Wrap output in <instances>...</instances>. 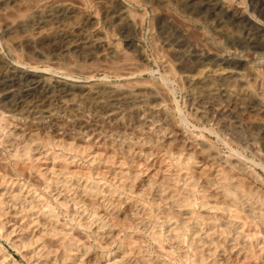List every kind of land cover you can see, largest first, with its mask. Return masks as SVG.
Returning a JSON list of instances; mask_svg holds the SVG:
<instances>
[{"label":"rangeland","instance_id":"1","mask_svg":"<svg viewBox=\"0 0 264 264\" xmlns=\"http://www.w3.org/2000/svg\"><path fill=\"white\" fill-rule=\"evenodd\" d=\"M125 1L137 13L143 12L142 3H140L139 1L137 0H134V1L125 0ZM234 1H240L241 3H243L244 1L242 6L244 10L246 11V14H248L247 16L248 17L251 16L255 18L256 20L264 23V0H242V1L234 0ZM248 7L250 9H248ZM26 9L27 8H22L21 12H18V13L16 12L17 15L15 14V12H10L11 14L10 13L0 14L1 16L0 17V31H1V25L5 21L14 20L15 18L22 15V13L26 12ZM161 12L163 14L161 15L160 20L158 21L152 18L151 13L144 14L143 27L140 31V44L142 46V50L144 54L143 59H140V58L138 59V57H136L137 55L136 52H134L131 49H127V47L124 45L123 40H121V38L119 39V41L121 42V47H122L121 54H120V57L118 58L119 60L112 63V66L115 72L117 73L116 74L114 73V75L109 76V77L104 75L105 72L103 70H101L100 68L98 69V65L100 64V62H95L94 64L87 63L84 65V62L80 60V58L77 56L76 53H68L62 61L60 60L57 63L47 62L48 59L36 60L34 57L30 56V54L27 53L26 49L22 48L21 50V49H15V48L6 46L2 41L1 33H0V52H1L0 54L4 60L9 61L12 64L19 62L22 65H25L28 70H39V69L44 70L45 69L46 71H48L50 76H52L53 74H54L53 76L62 74L63 76L69 77L73 80L76 79L75 81H79V82L80 81L82 82L88 79L86 78L87 76H85L88 70L92 71L93 69H96L94 78L98 83H100L99 88L104 87L106 85V87H110L113 90L115 89L114 90L115 93L117 92L121 93L122 91H124V89H129L131 87L136 88L138 92H143V93L144 92L148 93L152 89L158 90L159 88L158 91H160L161 96L164 98L165 107L166 105L168 107V110L166 107V111L172 117L171 124L165 123L164 121H160V122L157 121L155 124H153L155 125L154 127L153 125L144 126L143 124L137 123V116L144 115L146 111L143 107H138L136 109H132L133 111L131 110L129 114L127 113L126 115L121 116L120 118L121 120H119L120 123H118L116 120L114 121V119L112 118L109 120L106 119L104 121L105 123L101 122V125H100L102 126L101 128H96L93 124L94 123L93 111L96 109L97 104L93 102L92 100H86L80 103L79 107L73 106L71 102L77 99L79 97L78 96L79 94H78V91L75 90L76 87H73V86L70 87L69 84H64L65 87L62 85V88L63 87L66 89L74 88L73 90L77 92V96L75 93L69 96L65 95L64 97L63 95L62 96L58 95L55 97L54 95L55 88L54 89L50 88L47 90L48 91L47 95L49 94L48 96L46 95V93H44L43 95L37 94V95H32V96L23 95L22 97L24 100L22 99V97L19 96L17 98L9 100L8 102L6 101H4V103L1 102L0 103V123H1L0 124L1 125L0 126V185L1 184L3 185L0 186V199H1L0 200V208H1L0 209V264H95L96 262H97L96 264H100V263L101 264H106V263L107 264H113V263L114 264H124V262L125 264H132V263L133 264H136V263L137 264H165V263L166 264L167 263L168 264H218V263L228 264L229 262H230L229 264H237V263L238 264H244V263L249 264L251 261L253 262H251L250 264H255L256 262H257L256 264H264V260H263L264 253L262 250L263 249L262 246L264 245V233H263L264 220L258 217L255 219V217L250 216L248 212L244 210L243 208L238 209V213L241 216L240 221H243L242 223H244V226H242V229L244 230L245 234L246 235L248 233L250 234V230H251L252 237L248 235L250 237L251 242L248 243L249 241L248 240L247 243H245L243 241L242 236L241 235L239 236L235 229H233L230 226L222 225V226H217L216 228L214 227V229L216 230V234L212 235L213 242H214L213 247L215 246L214 248H216L215 257L213 258L209 257L207 251L204 250V248L198 245H195L194 243L196 235L201 236L202 234H204V232L213 230L212 226L214 224L213 225L210 224L211 221L209 220V218L213 217L215 219V221L213 220V222L217 225L216 219L225 216L223 211L221 209H218L216 206H220L222 204L224 205V202L226 204L230 203L228 202V199L223 200L222 198H220V196L217 195V193H215L217 186L220 185V183H218L219 181L218 180L217 182L208 181L209 178H212L216 175L217 172L215 171L221 168L218 163L220 162L223 163V161L227 160L228 158L232 160H239L241 162V165L243 167L241 170L236 169V168H235L236 171L234 168L233 169L227 168L225 170L226 174H228L231 178L233 177L232 182H234V186L232 187V185H230L231 187L230 190H232L231 191L232 196H234L235 192L237 191L236 186H240L242 188L247 187V185L253 186L254 188H257L258 186H260V188H258L259 191H264L263 190L264 189V168H263V165L260 159L256 155V152L253 150V148L250 145L240 144L236 141L234 142V140H230V137L228 138L226 134H223L218 124L208 121L205 116L200 114V112L199 113L195 112L194 108L198 106L197 105L193 107L190 106L191 104L190 102H188V98L186 96L185 91L187 89H190L194 92H197L199 88L193 85L186 86L184 82L180 81V79L176 77L177 74L184 71L185 68H187V66L193 64L196 61H202L205 63H209L211 65L212 64L218 65L217 67L219 66L227 67L228 66L233 69L236 68V70H239V71L240 70L244 71L246 67L247 68L256 67V68H259L264 73V44L261 45L260 47L261 49L255 48L252 46L242 47L241 45H238L237 43L227 42L220 36L214 35L212 33L210 35H213L215 37L211 36L210 44L220 47L219 45L222 43V45L226 47L225 51H222L220 53H216V52L214 53L212 52V50H209V49L207 50L205 47L202 46L201 40H200L201 38L200 36H202L201 34L202 30L200 29L198 30L194 26L191 18L188 20L189 18L188 16H185L187 17L185 18L184 16L177 14L174 9H172L171 12L169 11L170 13L168 12L169 15L167 12H164V11H161ZM219 13L221 15H224L223 18L226 20V15L221 12ZM4 14L5 15L7 14L6 16L7 18L5 17ZM169 17H172L175 19L176 22L183 24V26L186 28L188 40H190V42L194 44L193 45L191 43L190 48L189 49L187 48L188 51L187 49H185L186 51L184 50L186 53L185 52H180V53L173 52L168 46H165L168 48V49H165V47L164 46L162 47V44L160 43L157 28L159 27V24L165 21V19L169 20ZM176 17H178V19ZM229 20H231V18L228 19V21ZM232 23H231L232 29H241L242 25H244L245 23L246 24L248 23V20H246L245 22H237V21L234 22L233 21ZM44 37H42L40 41V45H41L40 48L44 50L50 49V47L52 46V38L50 36H44ZM216 41H219V44ZM155 44L157 45V47ZM197 44L199 47L197 46ZM145 52L148 54H145ZM183 53H184V56H183ZM17 54L19 55L16 56ZM155 54H158V55H155ZM163 54L165 55L163 56ZM20 55H22L23 57H21ZM176 55L178 58L176 57ZM192 57H193L192 59L193 61L191 60ZM162 59L166 60L168 64L169 62L173 64V66L171 64L169 65H171V69L174 73L171 71V72L164 74L165 72L163 71V68L160 62ZM81 62L83 63V65L78 68L79 70L78 69L75 70V73H73V71L72 72L68 71L70 70V67H68V65L70 66V63H81ZM188 62H189V65L187 64ZM54 64L56 65L54 66ZM115 64H117V66ZM132 64H134V66ZM32 65L36 67L33 68ZM56 66L58 67L61 66L60 68L62 70L60 71V68L58 69ZM54 68H57L58 70ZM128 68H133L134 75L132 74V80L127 82L121 78L120 74H121V71H125ZM144 68H147L146 71H144L145 70ZM140 71H144V72H140ZM176 71L177 73H175ZM160 73L162 74L163 77H165L164 79H167L166 76L167 77L169 76L170 79L168 78L167 81L164 80L163 77L160 75ZM104 77L106 79H104ZM148 82L150 83V85ZM263 83L257 86L258 87L257 90H258V93L260 94L259 97L261 98V101L263 100L262 102L264 103V84ZM223 84L225 85L228 84V85L225 86ZM212 86L220 87L224 90H227V88H230L227 90L228 92H231L233 90V91L242 93L241 95H244V93L247 92V90L249 89L250 90L254 89V87L249 86L246 83L239 84L238 78H234V77H226V79L223 78L220 80H216L212 84ZM261 92L263 93L262 95H261ZM44 95L49 98H46ZM221 101L224 105L227 104V97H223ZM11 102H13V104ZM94 105H95V108H94ZM169 107L171 110L169 109ZM177 110H179V114ZM1 116L3 118H1ZM54 116H56L55 119H54ZM81 116H83L84 118L83 117L81 118ZM49 117H52V118L49 120L48 119ZM63 117H66V118H63ZM133 119L135 121H133ZM40 120L41 122L39 123ZM81 121L84 122L83 123L84 125L82 124L83 128L80 129L77 127L80 126ZM58 123L63 124L65 129L64 128L57 129L56 125ZM90 123L92 126L90 125ZM167 124L169 126H167ZM150 126L151 128L148 129V127ZM75 128L76 130H73ZM127 128L129 130H127ZM142 128L145 129L148 133L145 130L143 131ZM171 128L176 129L180 133H183L185 137V142L181 143L176 140L174 141L172 137V133H171V130H172ZM35 129H36V132H35ZM95 129L98 131H95ZM244 129H245V126H244ZM79 130L81 131L82 136L76 135L77 131ZM105 131H107L110 135L106 133ZM120 132H123V133L125 132V133L123 134ZM103 133L106 135H104ZM117 133L118 134L120 133V135H117ZM105 136H107V138ZM108 136L110 139L108 138ZM131 136L133 137L131 138ZM23 137L25 138L23 139ZM88 137H90L89 140L87 139V141H85V139ZM70 139L73 140V142ZM119 139H121V141H118ZM223 139L224 140L227 139V141H224ZM74 140L76 141L74 142ZM47 141H50V142H47ZM201 141L208 144L209 151H213L216 153L218 159H216L215 162L217 163L210 161L209 159H206L204 155L200 152L201 151L200 150ZM27 143L28 145H26ZM53 145L54 146L56 145V146L54 147ZM190 146L194 149H191ZM59 147H61L62 149ZM71 147H73V149ZM122 148H124V150ZM234 148H235V151H234ZM74 149L75 150L77 149L76 150L77 153ZM237 149L240 152L239 151L237 152ZM235 152H237L238 154ZM96 154H99V155H96ZM88 155L90 156L88 157ZM233 156H236V157H233ZM95 158L97 159V161ZM89 162H91V164ZM93 162L95 163L93 164ZM204 163L206 166L204 165ZM227 163L229 164V162ZM216 165L219 167H215ZM53 169L55 172L53 171ZM61 170H63V172ZM52 173H54L55 175ZM66 174H68V176ZM54 177L57 179H55ZM75 179L77 180V182ZM173 180H175L176 182ZM185 180L187 183L185 182ZM235 180L238 182H236ZM66 181L68 183H66ZM84 181H86L87 183ZM178 181H181V182H178ZM175 184L177 186H175ZM180 185L181 187H179ZM185 187L186 189H183ZM193 188H195V190ZM211 190H213L214 193ZM171 192H172V195H171ZM190 194H192V196ZM11 197L12 199H10ZM165 200L167 201V203L165 202ZM177 200L179 201V203ZM204 200H205V204H204ZM12 201H15V202L12 203ZM220 201L222 203H220ZM189 204L191 205L190 207H189ZM211 207L212 209H210ZM51 209L53 211H51ZM76 211L77 212L79 211V212L77 213ZM80 212L82 215L79 214ZM199 213L200 215H197ZM182 214H184V216ZM244 217H246V219ZM86 220H87V223H86ZM164 220H166L167 223ZM88 221H90L91 223ZM82 223L83 225H81ZM85 223H86V226L84 225ZM224 227L226 228V230ZM197 231L200 233H198ZM171 234H174V235L171 236ZM257 238L258 240H256ZM262 239H263V242H262ZM229 245H230V248H229ZM227 247L228 249H231V251L228 250ZM239 251H240V254H237V252ZM162 252H164V254ZM234 253H236V255ZM248 257H251V258H248ZM197 258L199 261L197 260ZM232 258L234 259L232 260ZM244 260L248 261L249 263L245 262Z\"/></svg>","mask_w":264,"mask_h":264},{"label":"bare ground","instance_id":"2","mask_svg":"<svg viewBox=\"0 0 264 264\" xmlns=\"http://www.w3.org/2000/svg\"><path fill=\"white\" fill-rule=\"evenodd\" d=\"M134 1V0H133ZM142 3L143 12L137 13L133 8H131L125 0H0V14L10 13V12H21L22 8H27L26 12L18 16L14 20L5 21L1 25V38L6 46L15 49H26L30 56L34 57L36 60L48 59L47 62L57 63L62 61L68 53H76L82 62L85 64H94L95 62H100L98 69L100 68L105 72L104 75L107 77L116 74L112 63L119 60L121 54V42L119 39L123 40L124 45L127 49H131L136 52V57L138 59H143L144 54L142 46L140 44V31L143 27V17L146 13H151L154 20H160L161 15L164 12H171L172 9L176 11L177 14L181 16H188V20L191 18L194 26L199 30H202L200 36L201 44L207 50H212V52L220 53L225 51L224 45L222 43L218 46L210 44L211 36L214 34L220 36L224 40L230 43H237L242 47H255L260 48L264 44V23L256 20L251 16H247L240 1L234 0H137ZM242 1V0H241ZM137 3V2H136ZM248 9H250L248 7ZM141 11V10H140ZM169 12V13H170ZM219 12L226 15V20L223 18ZM168 13V15H169ZM11 14V13H10ZM14 14V13H13ZM173 14V12H172ZM176 14V15H177ZM250 14V13H249ZM252 14V13H251ZM5 15V14H4ZM17 15V14H16ZM165 15V14H164ZM7 14L5 15V17ZM1 17V16H0ZM13 17V16H12ZM15 17V16H14ZM7 18V17H6ZM178 19V17H176ZM187 18V17H185ZM228 21V19H230ZM3 19V18H2ZM9 19V18H8ZM181 19V18H180ZM248 23L242 25L241 29H232L231 23L234 22H245ZM151 21V20H150ZM183 22V21H182ZM150 23V22H149ZM192 23V22H191ZM187 24V23H186ZM233 24V23H232ZM154 25V23H153ZM190 25V24H188ZM151 26V25H150ZM154 27V26H153ZM236 27V26H235ZM189 28V27H188ZM191 28V27H190ZM237 28V27H236ZM206 29V30H204ZM147 30V29H146ZM149 30V29H148ZM159 34V40L162 47L168 46L173 52H185V49H189L191 46L190 40L187 38L186 28L183 24L175 21L174 18L169 17L159 24L157 28ZM196 30V29H194ZM153 33V32H152ZM199 35V34H198ZM50 36L52 38V46L50 49L40 48V41L42 37ZM155 36V35H154ZM215 37V36H213ZM45 38V37H44ZM199 38V37H198ZM143 39V38H142ZM194 39V38H193ZM192 39V40H193ZM45 40V39H44ZM216 40V39H215ZM223 40V41H224ZM142 41V40H141ZM213 41V39H212ZM222 41V40H221ZM219 44V41H216ZM51 43V42H49ZM157 43V42H156ZM159 44V42H158ZM193 44V43H192ZM44 45V44H43ZM156 45V44H155ZM194 45V44H193ZM217 45V44H216ZM222 45V46H221ZM198 46V44H197ZM234 46V45H233ZM45 47V46H44ZM157 47V45H156ZM194 47V46H193ZM199 47V46H198ZM155 48V47H154ZM161 48V47H160ZM232 48V47H231ZM254 48V49H255ZM165 49H168L165 47ZM187 49V51H188ZM195 49V48H194ZM261 49V48H260ZM12 50V49H11ZM125 50V49H124ZM185 50V51H184ZM200 50V48H199ZM234 50V49H233ZM245 50V49H244ZM14 51V50H13ZM123 51V50H122ZM159 51V50H158ZM167 51V50H166ZM228 51V50H227ZM254 51V50H252ZM16 52V51H15ZM22 52V51H21ZM20 52V53H21ZM126 52V51H125ZM156 52V51H155ZM198 52V51H197ZM196 52V53H197ZM1 53V52H0ZM162 53V52H161ZM186 53V52H185ZM210 53V52H209ZM231 53V52H230ZM229 53V54H230ZM252 53V52H251ZM254 53V52H253ZM125 54V53H123ZM122 54V55H123ZM145 54H148L145 52ZM17 54L16 56H18ZM27 55V54H26ZM158 55V54H155ZM165 54H163L164 56ZM170 55V54H169ZM186 55V54H185ZM189 55V54H188ZM202 55V54H201ZM219 55V54H218ZM226 55V54H225ZM243 55V54H241ZM240 55V56H241ZM23 57L22 55H20ZM72 56V55H71ZM126 56V55H125ZM167 56V55H166ZM184 56V53H183ZM187 56V55H186ZM191 56V55H190ZM236 56V55H235ZM28 57V56H27ZM68 57V56H67ZM130 57V56H128ZM133 57V56H132ZM177 57V55H176ZM194 57V56H193ZM191 58V60L193 59ZM212 57V56H211ZM250 57V56H249ZM252 57V56H251ZM73 58V57H72ZM175 58V57H174ZM178 58V57H177ZM187 58V57H186ZM217 58V57H216ZM6 59V58H5ZM158 59V58H157ZM238 59V58H237ZM263 59V58H262ZM21 60V59H19ZM68 60V59H67ZM177 60V59H176ZM180 60V59H179ZM183 60V59H182ZM234 60V59H233ZM243 60V59H242ZM245 60V59H244ZM35 61V60H34ZM74 61V60H73ZM135 61V60H134ZM185 61V59H184ZM193 61V60H192ZM23 62V60H22ZM44 62V61H42ZM46 62V63H47ZM70 63V72L77 70L83 65V63ZM131 62V61H130ZM143 62V61H142ZM161 65L164 74L171 72V64L169 65L166 60L162 59ZM253 62V61H252ZM120 63V62H119ZM128 63V62H127ZM133 63V62H132ZM139 63V61H138ZM251 63V62H250ZM49 64V63H48ZM65 64V63H64ZM63 64V65H64ZM72 64V65H71ZM151 64V63H150ZM189 65V62L187 63ZM249 64V63H248ZM51 65V64H50ZM56 64H54L55 66ZM60 65V64H59ZM114 65V64H113ZM117 66V64H115ZM134 66V64H132ZM33 66V65H32ZM49 66V65H48ZM140 66V64H139ZM182 66V65H181ZM205 63L202 61H196L193 64L187 66L184 71L177 74L176 77L180 81L184 82L186 86H197L199 90L194 92L187 89L186 96L190 106L197 105L195 107V112L202 114L210 122L218 124L219 128L230 137V140L238 142L240 144H248L256 152V155L260 159L264 168V103L261 101L258 93V85L264 82V73L256 67H250L242 71L236 70L230 67H223ZM31 67V66H30ZM36 66H33L35 68ZM58 69L61 67L56 66ZM90 67V66H88ZM97 67V66H96ZM122 67V66H121ZM144 67V65H143ZM232 67V65H231ZM32 68V67H31ZM39 68V67H38ZM37 68V69H38ZM41 68V67H40ZM46 68V67H45ZM54 68V69H57ZM92 68V67H91ZM90 68V69H91ZM125 68V67H124ZM178 68V67H177ZM47 69V68H46ZM57 69V70H58ZM67 69V68H66ZM146 71L147 68H144ZM149 69V68H148ZM62 69L60 68V71ZM79 70V69H78ZM87 70V69H86ZM85 70V71H86ZM136 70V69H135ZM141 70V68H140ZM96 69L92 71L88 70L85 74L88 78L84 81H75L69 77L57 75L50 76L48 71L43 70H28L25 65L21 63L12 64L2 58L0 54V103L4 101L8 102L11 99L25 96H32L37 94L47 95V90L50 88L54 89L55 97L58 95H72L78 91V98L73 100V106H80V103L86 100H92L97 104L96 109L93 111V121L96 128H101V122L105 123L106 119H114L118 123L121 120V116L129 114L132 109L138 107H143L145 109L144 115L137 116V123L145 125H153L157 121H164L165 123L172 122L171 115L166 111L164 98L158 88L152 89L150 92H138L136 88L124 89L121 93L114 92L110 87L99 88L100 83H98L95 76ZM140 71V72H144ZM175 71V70H174ZM51 72V71H50ZM173 72V71H172ZM55 73V72H54ZM57 73V72H56ZM67 73V72H66ZM72 73V74H73ZM81 73V72H80ZM174 73V72H173ZM177 73V71L175 72ZM51 74V73H50ZM132 74L134 75L133 68H128L125 71H121V78L124 81H131ZM143 74V73H142ZM163 74V75H164ZM69 75V74H68ZM67 75V76H68ZM76 75V74H75ZM79 75V74H78ZM162 76V74L160 73ZM166 76V75H165ZM142 77V76H141ZM163 77V76H162ZM226 77L238 78L239 84L246 83L249 86L254 87L252 90H247L244 95L237 91L228 92L220 87H213L212 84L216 80H220ZM140 78V77H138ZM165 77H163L164 79ZM170 79V77L166 76ZM104 79H106L104 77ZM162 79V78H160ZM167 79H164L167 81ZM232 79V78H231ZM110 80V79H109ZM108 80V81H109ZM139 80V79H138ZM145 80V79H144ZM174 80V79H173ZM169 81V80H168ZM104 82V81H103ZM119 82V81H118ZM181 82V83H182ZM133 83V82H132ZM146 83V81H145ZM149 83V82H148ZM64 84H69L70 87H76L75 90L72 88H64ZM110 84V83H109ZM134 84V83H133ZM226 84V82H225ZM223 84V85H225ZM264 84V83H263ZM62 85L64 86L62 88ZM104 85V84H103ZM114 85V84H113ZM150 85V83H149ZM182 85V84H181ZM228 85V84H227ZM225 85V86H227ZM137 86V85H136ZM144 86V85H143ZM162 86V84H161ZM183 86V85H182ZM219 86V85H218ZM138 87V86H137ZM149 87V86H148ZM144 88V87H142ZM166 88V87H165ZM185 88V86H184ZM187 88V87H186ZM119 89V88H118ZM162 89V88H161ZM194 89V88H193ZM122 90V89H121ZM143 91V90H142ZM184 91V90H183ZM261 91V90H260ZM259 91V92H260ZM163 92V91H162ZM52 94V93H51ZM263 93L261 92V95ZM49 95V94H48ZM47 95V96H48ZM45 96V95H44ZM45 96L46 98H49ZM34 97V96H33ZM53 97V98H55ZM223 97H227V104L222 103ZM58 98V97H57ZM170 98V97H169ZM23 99V97H22ZM37 99V97H36ZM168 99V97H167ZM18 100V99H17ZM24 100V99H23ZM45 100V99H44ZM48 100V99H47ZM52 100V99H51ZM60 100V99H59ZM19 101V100H18ZM29 101V100H28ZM31 101V100H30ZM34 101V100H33ZM38 101V100H37ZM167 101V100H166ZM24 102V101H23ZM13 104V102H11ZM17 103V102H16ZM226 103V102H225ZM39 104V103H38ZM8 105V104H7ZM84 105V104H83ZM86 105V104H85ZM171 105V104H170ZM29 106V105H28ZM43 106V105H42ZM173 106V105H172ZM30 107V106H29ZM226 107V108H224ZM2 108V107H1ZM6 108V106H5ZM31 108V107H30ZM92 108V107H90ZM95 108V105H94ZM25 109V108H24ZM23 109V110H24ZM28 109V108H27ZM72 109V108H71ZM142 109V108H141ZM170 109V107H169ZM178 109V108H177ZM180 109V108H179ZM51 110V109H50ZM53 110V109H52ZM91 110V109H90ZM143 110V109H142ZM141 110V111H142ZM168 110V107H167ZM171 110V109H170ZM25 111V110H24ZM133 111V110H132ZM178 114H179V110ZM173 112V111H171ZM190 112V111H188ZM54 113V112H53ZM79 113V112H78ZM92 113V112H91ZM139 113V112H138ZM5 114V113H3ZM57 114V113H56ZM59 115V114H58ZM82 115V114H81ZM89 115V114H88ZM64 116V115H63ZM84 116V115H83ZM81 116V118L83 117ZM92 116V115H91ZM7 117V116H6ZM11 117V116H10ZM56 116H54L55 119ZM62 117V115H61ZM75 117V116H74ZM79 117V116H78ZM1 118H3L1 116ZM52 117H49L50 120ZM60 118V117H59ZM66 118V117H63ZM80 118V119H81ZM84 118V117H83ZM5 119V118H4ZM44 119V118H43ZM57 119V118H56ZM79 119V120H80ZM132 119V118H131ZM45 120V119H44ZM69 120V119H68ZM77 120V119H75ZM90 120V119H89ZM102 120V121H101ZM47 121V120H46ZM57 121V120H56ZM55 121V122H56ZM61 121V120H60ZM92 121V120H91ZM133 121H135L133 119ZM22 122V121H21ZM41 120L39 121V123ZM54 122V123H55ZM62 122V121H61ZM67 122V121H66ZM90 122V121H89ZM88 122V123H89ZM108 122V121H106ZM124 122V121H123ZM130 122V121H129ZM75 123V122H74ZM80 126L77 128H83V121L80 122ZM1 124V123H0ZM9 124V123H8ZM32 124V123H31ZM48 124V123H47ZM83 124V125H82ZM112 124V123H111ZM122 124V123H121ZM136 124V123H134ZM40 125V124H39ZM56 125V124H55ZM86 125V124H85ZM91 125V123H90ZM104 125V124H103ZM109 125V124H108ZM125 125V124H124ZM165 125V124H164ZM1 126V125H0ZM20 126V125H19ZM23 126V125H22ZM27 126V125H26ZM32 126V125H31ZM51 126V125H50ZM82 126V127H81ZM92 126V125H91ZM127 126V125H126ZM134 126V125H133ZM155 125H153L154 127ZM167 126H169L167 124ZM245 126V129H244ZM35 127V126H34ZM37 127V126H36ZM39 127V126H38ZM73 127V126H72ZM111 127V125H110ZM128 127V126H127ZM139 127V125H138ZM178 127V126H177ZM5 128V127H4ZM3 128V129H4ZM44 128V127H42ZM57 129H63L64 125L58 123L56 125ZM151 128L148 127V129ZM162 128V127H161ZM176 128V127H174ZM14 129V128H13ZM16 129V128H15ZM24 129V128H23ZM28 129V128H27ZM46 129V128H45ZM49 129V128H48ZM65 129V128H64ZM70 129V128H69ZM93 129V127H92ZM104 129V128H103ZM118 129V128H117ZM126 129V128H125ZM143 129V128H142ZM167 129V128H166ZM172 129V130H171ZM171 133L174 141L185 142V137L183 133H180L176 129L171 128ZM31 130V129H30ZM29 130V131H30ZM73 130H76L73 129ZM108 130V129H107ZM127 130H129L127 128ZM131 130V129H130ZM145 129H143L144 131ZM179 130V129H178ZM244 130V132H243ZM19 131V130H18ZM24 131V130H23ZM49 131V130H48ZM71 131V130H70ZM85 131V130H84ZM95 131H98L95 129ZM102 131V130H101ZM116 131V130H115ZM123 131V130H122ZM126 131V130H124ZM132 131V130H131ZM146 131V130H145ZM12 132V131H11ZM25 132V131H24ZM28 132V131H26ZM34 132V130H33ZM36 132V129H35ZM61 132V131H60ZM65 132V131H64ZM88 132V130H87ZM108 133L107 131H105ZM110 132V131H109ZM119 132V131H118ZM147 132V131H146ZM152 132V131H151ZM184 132V131H183ZM217 132V131H216ZM18 133V132H17ZM16 133V134H17ZM39 133V132H38ZM37 133V134H38ZM90 133V132H89ZM97 133V132H96ZM99 133V132H98ZM112 133V131H111ZM123 133V132H120ZM120 133L117 135H120ZM125 133V132H124ZM123 133V134H124ZM131 133V132H130ZM135 133V132H134ZM148 133V132H147ZM167 133V132H165ZM186 133V131H185ZM218 133V132H217ZM35 134V133H33ZM69 134V133H67ZM81 131H77L76 135L80 136ZM88 134V133H87ZM93 134V133H92ZM104 134V133H103ZM109 134V133H108ZM140 134V133H139ZM145 134V133H144ZM151 134V133H150ZM22 135V134H21ZM106 135V134H104ZM110 135V134H109ZM116 135V136H117ZM133 135V134H132ZM137 135V134H136ZM18 136V135H17ZM31 136V135H30ZM37 136V135H36ZM69 136V135H68ZM82 136V135H81ZM92 136V135H91ZM102 136V135H101ZM125 136V135H124ZM128 136V135H127ZM166 136V135H165ZM223 136V135H222ZM32 137V136H31ZM73 137V136H71ZM76 137V136H75ZM87 137V136H86ZM98 137V135H97ZM107 138V136H105ZM111 137V136H110ZM121 137V136H120ZM133 136H131L132 138ZM139 137V136H138ZM170 137V136H169ZM188 137V136H187ZM186 137V138H187ZM192 137V136H191ZM206 137V136H205ZM221 137V135H220ZM21 138V137H20ZM25 137H23L24 139ZM29 138V137H28ZM90 137L84 138L85 141L89 140ZM109 138V136H108ZM116 138V137H115ZM114 138V139H115ZM165 138V137H164ZM224 138V137H223ZM42 139V138H41ZM62 139V138H61ZM100 139V138H99ZM110 139V138H109ZM118 139V138H117ZM122 139V138H121ZM119 139L118 141H121ZM127 139V138H126ZM130 139V138H129ZM71 140V139H70ZM81 140V139H80ZM79 140V141H80ZM92 140V139H90ZM97 140V139H96ZM108 140V139H107ZM151 140V139H150ZM149 140V141H150ZM207 140V139H206ZM224 140V139H223ZM29 141V140H28ZM32 141V140H31ZM73 142V140H71ZM70 141V142H71ZM76 140H74L75 142ZM78 141V142H79ZM105 141V139H104ZM125 141V140H124ZM128 141V140H127ZM168 141V140H167ZM187 141V139H186ZM190 141V140H189ZM195 141V140H194ZM224 141H227L224 140ZM13 142V141H12ZM24 142V141H23ZM36 142V141H35ZM43 142V141H42ZM50 142V141H47ZM129 142V141H128ZM31 143V142H30ZM29 143V144H30ZM34 143V142H33ZM56 143V142H55ZM58 143V142H57ZM61 143V142H60ZM66 143V142H65ZM115 143V141H114ZM113 143V144H114ZM133 143V142H132ZM193 143V142H192ZM23 144V143H22ZM69 144V143H68ZM99 144V143H98ZM107 144V143H106ZM131 144V142H130ZM177 144V143H176ZM201 148L200 152L204 155L206 159L215 162L217 155L213 151H209L208 144L203 141L200 142ZM229 144V143H227ZM28 145V143L26 144ZM31 145V144H30ZM34 145V144H32ZM64 145V144H63ZM62 145V146H63ZM66 145V144H65ZM70 145V144H69ZM68 145V146H69ZM73 145V144H72ZM82 145V144H81ZM87 145V144H86ZM118 145V144H117ZM123 145V144H122ZM180 145V144H179ZM196 145V144H195ZM19 146V145H18ZM36 146V145H35ZM46 146V145H45ZM44 146V147H45ZM54 146V145H53ZM56 146V145H55ZM54 146V147H55ZM76 146V145H75ZM111 146V145H110ZM174 146V145H173ZM172 146V147H173ZM188 146V144H187ZM229 146V145H228ZM13 147V146H12ZM34 147V146H33ZM39 147V146H38ZM79 147V146H78ZM118 147V146H117ZM191 147V146H190ZM231 147V146H230ZM241 147V146H240ZM18 148V147H17ZM57 148V147H56ZM61 148V147H59ZM73 149V147H71ZM75 148V147H74ZM77 148V147H76ZM81 148V147H80ZM79 148V149H80ZM198 148V147H197ZM213 148V147H212ZM238 148V147H237ZM244 148V147H243ZM25 149V148H24ZM46 149V148H45ZM53 149V148H52ZM62 149V148H61ZM67 149V148H66ZM83 149V147H82ZM121 149V148H120ZM124 150V148H122ZM132 149V148H131ZM175 149V148H174ZM184 149V148H183ZM190 149V148H189ZM187 149V150H189ZM191 149H194L191 147ZM233 149V148H232ZM75 150V149H74ZM77 150V149H76ZM75 150V151H76ZM95 150V149H94ZM119 150V149H118ZM196 150V149H195ZM249 150V149H248ZM29 151V150H28ZM36 151V150H35ZM50 151V149H49ZM48 151V152H49ZM52 151V150H51ZM69 151V149H68ZM87 151V150H86ZM90 151V150H89ZM117 151V150H116ZM185 151V150H184ZM183 151V152H184ZM207 151V153H206ZM235 151V148H234ZM239 150L237 149V152ZM73 152V151H72ZM85 152V151H84ZM119 152V151H118ZM117 152V153H118ZM179 152V151H178ZM182 152V151H181ZM189 152V151H188ZM191 152V151H190ZM235 152V153H237ZM240 152V151H239ZM41 153V152H40ZM54 153V152H53ZM56 153V152H55ZM77 153V151H76ZM82 153V151H81ZM87 153V152H86ZM91 153V152H89ZM135 153V152H134ZM233 153V151H232ZM27 154V153H25ZM46 154V153H45ZM173 154V153H172ZM182 154V153H181ZM180 154V155H181ZM187 154V153H185ZM238 154V153H237ZM55 155V154H54ZM61 155V154H60ZM81 155V154H80ZM83 155V154H82ZM99 155V154H96ZM101 155V154H100ZM135 155V154H134ZM177 155V154H176ZM230 155V154H228ZM59 156V155H58ZM64 156V155H63ZM87 156V155H86ZM84 156V157H86ZM90 155H88L89 157ZM172 156V155H171ZM222 156V155H221ZM226 156V155H225ZM102 157V156H101ZM180 157V156H179ZM236 157V156H233ZM238 157V156H237ZM41 158V156H40ZM91 158V157H90ZM94 158V156H93ZM166 158V157H165ZM194 158V157H193ZM225 158V157H223ZM257 158V157H256ZM53 159V158H52ZM85 159V158H84ZM89 159V158H88ZM96 159V158H95ZM113 159V158H112ZM177 159V158H175ZM180 159V158H179ZM254 159V158H253ZM43 160V158H42ZM106 160V159H105ZM65 161V160H64ZM94 161V160H93ZM97 161V159H96ZM95 161V162H96ZM101 161V160H100ZM115 161V160H114ZM188 161V160H187ZM246 161V160H245ZM259 161V162H260ZM79 162V160H78ZM93 162V164L95 163ZM99 162V160H98ZM177 162V161H176ZM180 162V161H179ZM200 162V161H199ZM198 162V163H199ZM229 162V164L227 163ZM250 162V161H248ZM63 163V162H62ZM72 163V162H71ZM91 164V162H89ZM123 163V162H122ZM188 163V162H187ZM217 163V162H215ZM247 163V162H246ZM253 163V162H252ZM51 164V163H50ZM115 164V163H114ZM209 164V163H208ZM213 164V163H212ZM221 168L215 169L216 175L209 178V182L220 183L217 186L215 193H217L223 200L228 199L229 204L224 202V205L216 206L221 209L225 214L224 217L216 219L217 225L213 222L215 219L213 217L209 218L211 221L212 231L204 232L201 236L195 237V245H198L207 251L209 257H215V249L213 247L212 235L216 234L217 226H230L237 231V234L242 236L245 243L251 242L250 234H245L242 226H244L243 221H240L241 216L238 213V209H244L248 214L255 219L261 218L264 220V191H259L258 186L254 188L253 186L247 185V187L242 188L237 187L235 195H231V187L234 186L232 178L225 173L228 169H242L241 162L239 160L227 159L225 161L218 163ZM49 165V164H48ZM70 165V164H69ZM176 165V164H175ZM180 165V164H179ZM203 165V164H202ZM205 165V163H204ZM50 166V165H49ZM118 166V165H117ZM123 166V165H122ZM121 166V167H122ZM187 166V165H186ZM206 166V165H205ZM212 166V165H211ZM215 166V167H219ZM258 166V165H257ZM52 167V166H51ZM125 167V166H124ZM123 167V168H124ZM249 167V166H248ZM59 168V167H58ZM182 168V167H181ZM254 168V167H253ZM261 168V167H260ZM235 169V171H236ZM59 170V169H58ZM77 170V169H76ZM183 170V169H182ZM204 170V169H203ZM253 170V169H252ZM49 171V170H48ZM54 171V169H53ZM60 171V170H59ZM63 172V170H61ZM118 171V170H117ZM116 171V172H117ZM127 171V170H126ZM207 171V170H206ZM205 171V172H206ZM212 171V169H211ZM214 171V170H213ZM238 171V170H237ZM46 172V171H45ZM52 172V171H51ZM55 172V171H54ZM57 172V171H56ZM80 172V171H79ZM203 172V171H202ZM204 172V173H205ZM209 172V171H208ZM258 172V170H257ZM256 172V173H257ZM252 173V172H251ZM250 173V174H251ZM43 174V173H42ZM54 174V173H52ZM116 174V173H115ZM164 174V173H163ZM240 174V173H239ZM258 174V173H257ZM44 175V174H43ZM55 175V174H54ZM68 176V174H66ZM65 175V176H66ZM182 175V174H181ZM191 175V173H190ZM202 175V174H201ZM242 175V174H241ZM240 175V176H241ZM255 175V174H254ZM58 176V175H57ZM70 176V175H69ZM121 176V175H120ZM187 176V174H186ZM235 176V175H234ZM239 176V175H238ZM244 176V175H243ZM63 177V176H62ZM202 177V176H201ZM248 177V176H246ZM252 177V176H251ZM254 177V176H253ZM55 178V177H54ZM69 178V177H68ZM67 178V179H68ZM72 178V177H71ZM187 178V177H186ZM189 178V177H188ZM198 178V177H197ZM49 179V178H48ZM57 179V178H55ZM174 179V178H173ZM185 179V178H184ZM192 179V178H191ZM72 180V179H70ZM76 180V179H75ZM163 180V179H162ZM183 180V178H182ZM193 180V179H192ZM200 180V179H199ZM202 180V179H201ZM252 180V179H251ZM45 181V180H44ZM60 181V180H59ZM89 181V180H87ZM175 181V180H173ZM236 181V180H235ZM52 182V181H51ZM56 182V181H55ZM77 182V180H76ZM86 182V181H84ZM161 182V181H160ZM176 182V181H175ZM181 182V181H178ZM184 182V181H183ZM186 182V180H185ZM189 182V181H188ZM204 182V180H203ZM238 182V181H236ZM235 182V183H236ZM57 183V182H56ZM66 183H68L66 181ZM87 183V182H86ZM90 183V182H89ZM187 183V182H186ZM195 183V182H194ZM193 183V184H194ZM249 183V182H248ZM262 183V182H261ZM5 184V183H4ZM71 184V183H70ZM80 184V183H79ZM83 184V183H81ZM164 184V183H163ZM162 184V185H163ZM198 184V183H197ZM202 184V183H201ZM251 184V183H250ZM1 184L0 186H2ZM44 185V184H43ZM90 185V184H89ZM92 185V184H91ZM182 185V184H181ZM181 185L179 187H181ZM188 185V184H187ZM6 186V185H5ZM76 186V185H75ZM167 186V185H166ZM175 186H177L175 184ZM183 186V185H182ZM197 186V185H196ZM195 186V187H196ZM47 187V186H46ZM45 187V188H46ZM81 187V186H80ZM147 187V186H146ZM156 187V186H155ZM190 187V186H189ZM204 187V186H202ZM74 188V187H73ZM98 188V187H97ZM208 188V187H207ZM210 188V187H209ZM212 188V187H211ZM76 189V188H75ZM78 189V187H77ZM84 189V188H83ZM151 189V188H150ZM183 189H186L183 188ZM191 189V188H189ZM195 190V188H193ZM95 190V189H94ZM264 190V189H263ZM9 191V190H8ZM50 191V190H49ZM85 191V190H84ZM162 191V190H161ZM164 191V190H163ZM203 191V190H202ZM213 191V190H211ZM60 192V191H59ZM100 192V191H99ZM83 193V192H81ZM121 193V192H120ZM161 193V192H160ZM186 193V191H185ZM193 193V192H192ZM214 193V191H213ZM233 193V192H232ZM85 194V193H84ZM92 194V193H91ZM162 194V193H161ZM178 194V193H177ZM205 194V193H204ZM4 195V194H2ZM34 195V194H33ZM113 195V194H112ZM172 195V192H171ZM186 195V194H185ZM192 196V194H190ZM195 195V194H194ZM215 195V194H214ZM9 196V194H8ZM15 196V195H14ZM38 196V195H37ZM44 196V195H43ZM92 196V195H91ZM98 196V195H96ZM169 196V195H168ZM205 196V195H203ZM202 196V197H203ZM32 197V196H31ZM95 197V196H94ZM159 197V196H157ZM163 197V196H162ZM171 197V196H170ZM179 197V196H178ZM18 198V197H17ZM34 198V197H33ZM43 198V197H42ZM90 198V197H88ZM188 198V197H187ZM186 198V199H187ZM12 199V197L10 198ZM58 199V198H57ZM66 199V198H65ZM199 199V198H198ZM221 199V200H222ZM1 200V199H0ZM14 200V198H13ZM17 200V199H16ZM90 200V199H89ZM161 200V199H160ZM159 200V201H160ZM163 200V199H162ZM180 200V199H179ZM182 200V199H181ZM201 200V198H200ZM10 201V200H9ZM158 201V202H159ZM170 201V200H169ZM168 201V203H169ZM178 201V200H177ZM191 201V200H190ZM193 201V200H192ZM209 201V200H208ZM207 201V202H208ZM213 201V200H212ZM15 201H12V203ZM17 202V201H16ZM38 202V201H37ZM65 202V201H64ZM63 202V203H64ZM163 202V201H162ZM167 203V201L165 200ZM185 202V201H184ZM216 202V201H215ZM39 203V202H38ZM179 203V201H178ZM203 203V202H202ZM210 203V202H209ZM213 203V202H212ZM220 203H222L220 201ZM50 204V203H49ZM52 204V203H51ZM73 204V203H72ZM158 204V203H157ZM165 204V203H164ZM205 204V200H204ZM208 204V203H207ZM16 205V204H15ZM98 205V204H97ZM166 205V204H165ZM174 205V204H173ZM176 205V204H175ZM183 205V203H182ZM13 206V205H12ZM46 206V205H45ZM167 206V205H166ZM191 205L189 204V207ZM194 206V205H193ZM192 206V207H193ZM204 206V205H202ZM74 207V206H73ZM181 207V206H180ZM215 207V208H216ZM78 208V206H77ZM158 208V206H157ZM216 208V209H217ZM1 209V208H0ZM47 209V208H46ZM167 209V208H166ZM175 209V208H174ZM212 209V207L210 208ZM49 210V208H48ZM74 210V209H73ZM86 210V209H85ZM179 210V209H178ZM51 211H53L51 209ZM106 211V210H105ZM166 211V210H165ZM241 211V210H240ZM49 212V211H48ZM70 212V211H69ZM77 212V211H76ZM79 212V211H78ZM77 212V213H78ZM82 212V211H81ZM81 212L79 214H81ZM90 212V211H89ZM170 212V211H169ZM183 212V211H182ZM185 212V211H184ZM189 212V211H188ZM193 212V211H192ZM221 212V211H220ZM242 212V211H241ZM75 213V214H77ZM110 213V212H109ZM165 213V212H163ZM162 213V214H163ZM204 213V212H203ZM209 213V212H208ZM36 214V213H35ZM46 214V213H45ZM78 214V216H79ZM85 214V212H84ZM93 214V212H92ZM91 214V215H92ZM107 214V213H106ZM169 214V213H168ZM244 214V213H243ZM74 215V213H73ZM82 215V214H81ZM176 215V214H175ZM181 215V214H180ZM184 216V214H182ZM189 215V214H188ZM197 215H200L197 214ZM51 216V215H50ZM84 216V215H83ZM90 216V215H89ZM95 216V215H94ZM167 216V215H166ZM186 216V215H185ZM202 216V215H201ZM223 216V215H222ZM52 217V216H51ZM77 217V216H76ZM86 217V216H85ZM191 217V216H190ZM249 217V216H248ZM78 218V217H77ZM89 218V217H88ZM168 218V217H166ZM188 218V217H187ZM205 218V216H204ZM202 218V219H204ZM246 219V217H244ZM79 219V218H78ZM82 219V218H81ZM86 219V218H85ZM84 219V221H85ZM95 219V218H94ZM174 219V218H173ZM243 219V218H242ZM89 220V219H88ZM96 220V219H95ZM196 220V219H195ZM200 220V219H199ZM244 220V219H243ZM53 221V220H52ZM166 221V220H164ZM245 221V220H244ZM249 221V220H248ZM260 221V220H259ZM74 222V221H73ZM90 222V221H88ZM178 222V221H176ZM220 222V223H219ZM255 222V221H254ZM261 222V221H260ZM87 223V220H86ZM86 223L84 224L86 226ZM91 223V222H90ZM97 223V222H96ZM167 223V221H166ZM165 223V224H166ZM170 223V222H169ZM180 223V221H179ZM200 223V222H199ZM206 223V222H205ZM219 223V224H218ZM251 223V222H250ZM45 224V223H44ZM50 224V223H49ZM52 224V223H51ZM60 224V223H59ZM172 224V223H171ZM175 224V223H174ZM182 224V223H181ZM256 224V223H255ZM254 224V225H255ZM83 225V223L81 224ZM80 225V226H81ZM91 225V224H90ZM186 225V224H185ZM194 225V224H193ZM196 225V224H195ZM248 225V224H247ZM260 225V224H259ZM89 226V225H87ZM99 226V224H98ZM184 226V224H183ZM190 226V225H189ZM199 226V225H198ZM172 227V226H171ZM170 227V228H171ZM192 227V226H191ZM263 227V226H262ZM57 228V227H56ZM86 228V227H85ZM92 228V227H91ZM98 228V227H96ZM95 228V229H96ZM184 228V227H183ZM222 228V227H221ZM225 228V227H224ZM180 229V228H179ZM185 229V228H184ZM200 229V228H199ZM203 229V228H201ZM209 229V228H208ZM220 229V228H219ZM254 229V228H253ZM252 229V230H253ZM62 230V229H61ZM97 230V229H96ZM176 230V229H175ZM206 230V229H205ZM218 230V229H217ZM226 230V228H225ZM103 231V230H102ZM180 231V230H179ZM192 231V230H191ZM190 231V233H191ZM194 231V229H193ZM200 231V230H198ZM197 231V232H198ZM234 231V232H236ZM256 231V230H255ZM174 232V231H173ZM178 232V230H177ZM188 232V231H187ZM219 232V231H218ZM223 232V231H222ZM225 232V231H224ZM227 232V231H226ZM248 232V231H247ZM253 232V231H252ZM258 232V231H257ZM175 233V232H174ZM186 233V232H185ZM200 233V232H198ZM264 233V230H263ZM106 234V233H105ZM234 234V233H233ZM62 235V234H60ZM174 234H171V236ZM204 235V237H203ZM229 235V234H228ZM9 236V235H8ZM94 236V235H93ZM222 236V235H221ZM225 236V235H224ZM102 237V236H101ZM107 237V236H106ZM176 237V236H175ZM192 237V236H191ZM219 237V236H218ZM235 237V236H234ZM62 238V237H61ZM183 238V237H182ZM216 238V237H215ZM68 239V238H67ZM73 239V238H72ZM71 239V240H72ZM191 239V238H189ZM218 239V238H217ZM221 239V238H220ZM237 239V238H236ZM174 240V238H173ZM222 240V239H221ZM230 240V238H229ZM235 240V239H234ZM258 240V238L256 239ZM59 241V240H58ZM68 241V240H67ZM178 241V240H177ZM180 241V240H179ZM218 241V240H217ZM254 241V240H252ZM231 242V241H230ZM263 242V239H262ZM136 243V242H135ZM217 243V242H216ZM234 243V242H233ZM255 243V242H254ZM64 244V243H63ZM69 244V243H68ZM131 244V243H130ZM175 244V243H174ZM192 244V243H191ZM200 244V245H199ZM258 244V243H257ZM180 245V244H179ZM219 245V244H218ZM237 245V244H236ZM260 245V243H259ZM258 245V246H259ZM190 246V245H189ZM222 246V245H221ZM64 247V246H63ZM66 247V246H65ZM139 247V246H138ZM248 247V246H247ZM252 247V245H251ZM250 247V248H251ZM261 247V246H260ZM191 248V247H190ZM230 248V245H229ZM246 248V247H245ZM249 248V247H248ZM247 248V249H248ZM257 248V247H256ZM264 253V245L262 246ZM76 249V248H75ZM84 249V248H83ZM128 249V248H127ZM137 249V248H136ZM141 249V248H140ZM170 249V248H168ZM228 249V247H227ZM239 249V248H237ZM138 250V249H137ZM197 250V249H196ZM199 250V249H198ZM231 251V249H228ZM259 250V249H257ZM104 251V250H103ZM134 251V250H133ZM139 251V250H138ZM141 251V250H140ZM235 251V250H234ZM2 252V251H1ZM6 252V251H5ZM74 252V251H73ZM125 252V251H124ZM130 252V250H129ZM142 252V251H141ZM194 252V251H193ZM218 252V251H217ZM228 252V251H227ZM138 253V252H137ZM140 253V252H139ZM164 254V252H162ZM201 253V252H200ZM2 254V253H1ZM78 254V253H77ZM107 254V253H106ZM109 254V253H108ZM131 254V253H130ZM198 254V253H197ZM224 254V252H223ZM222 254V255H223ZM236 255V253H234ZM240 254V251L237 252ZM245 254V253H244ZM249 254V253H248ZM257 254V253H256ZM103 255V254H102ZM113 255V254H112ZM121 255V254H120ZM129 255V254H127ZM229 255V254H228ZM252 255V254H251ZM10 256V255H9ZM8 256V257H9ZM63 256V255H62ZM74 256V255H73ZM131 256V255H130ZM195 256V255H194ZM203 256V255H202ZM242 256V255H241ZM259 256V254H258ZM71 257V256H70ZM106 257V256H105ZM104 257V258H105ZM117 257V256H116ZM121 257V256H120ZM125 257V255H124ZM128 257V256H127ZM133 257V256H132ZM233 257V256H232ZM240 257V256H239ZM253 257V256H252ZM2 258V257H1ZM72 258V257H71ZM146 258V257H145ZM196 258V257H195ZM208 258V257H207ZM245 258V257H244ZM251 258V257H248ZM6 259V258H5ZM121 259V258H120ZM132 259V258H131ZM137 259V258H136ZM234 258H232L233 260ZM237 259V257H236ZM3 260V259H2ZM112 260V258H111ZM119 260V259H118ZM151 260V259H150ZM198 260V258H197ZM212 260V259H211ZM218 260V259H217ZM227 260V259H226ZM241 260V259H240ZM264 260V254H263ZM53 261V260H52ZM71 261V260H70ZM110 261V260H109ZM117 261V260H116ZM131 261V260H130ZM153 261V260H152ZM199 261V260H198ZM203 261V260H202ZM219 261V260H218ZM242 261V260H241ZM245 261V260H244ZM257 261V260H256ZM108 262V261H107ZM111 262V261H110ZM128 262V261H127ZM138 262V261H137ZM143 262V261H142ZM232 262V261H231ZM248 262V261H245ZM253 262V261H251ZM250 262V263H251ZM260 262V261H259ZM97 263V262H96ZM95 263V264H96ZM118 263V262H117ZM129 263V262H128ZM144 263V262H143ZM158 263V261H157ZM161 263V262H160ZM165 263V262H164ZM211 263V262H210ZM230 263V262H229ZM228 263V264H229ZM244 263V262H243ZM249 263V262H248ZM249 263V264H250ZM257 263V262H256ZM255 263V264H256ZM261 263V262H260ZM101 264V263H100ZM107 264V263H106ZM114 264V263H113ZM125 264V262H124ZM133 264V263H132ZM137 264V263H136ZM166 264V263H165ZM168 264V263H167ZM219 264V263H218ZM238 264V263H237ZM245 264V263H244Z\"/></svg>","mask_w":264,"mask_h":264}]
</instances>
